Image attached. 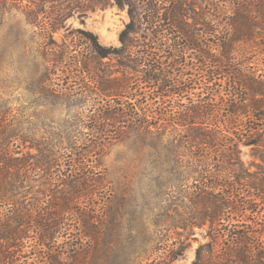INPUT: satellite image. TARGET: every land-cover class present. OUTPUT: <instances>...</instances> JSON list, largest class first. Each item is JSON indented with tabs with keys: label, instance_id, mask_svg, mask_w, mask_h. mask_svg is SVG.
<instances>
[{
	"label": "rangeland",
	"instance_id": "1",
	"mask_svg": "<svg viewBox=\"0 0 264 264\" xmlns=\"http://www.w3.org/2000/svg\"><path fill=\"white\" fill-rule=\"evenodd\" d=\"M113 1L0 0V142L14 136L8 140L10 150L20 149L31 156L37 153V143L49 144L64 166L58 173L55 170V175L66 171L70 163L69 171L75 173L80 166L93 181L84 187L85 194L73 205V213L66 215L53 245H39L32 230V238L24 246L17 242L8 250L12 258L7 264H56L66 258L67 246H75L85 229L93 237L91 246L82 247L85 251L81 254L90 255L86 264H194L197 249L210 242L208 223L199 224L203 221L199 200L191 196L201 168L194 164V150L185 146L188 134L181 128L174 131L168 124L162 125L161 134L133 124L129 127V122H110V111L119 103L124 109H130L128 103L150 105L148 98L137 97L135 89L130 91L135 85H144L133 84L128 75L125 77L129 81L122 87L129 96L104 98L83 70L82 58L90 56V36L85 33H90L105 49L96 67L105 71L103 76H109L108 80L121 77L113 51L120 47L119 34L129 17L127 6L120 9ZM227 7L229 4L220 3L216 16H211L220 28L227 22ZM256 43L259 46L247 48L241 56L246 66L264 74V45L262 41ZM191 55L188 66L194 67L188 73L193 76L200 67ZM202 85L196 93L208 91ZM125 97L129 98L126 103ZM221 97H226L223 89L216 102ZM232 149L237 175L243 182L237 188L245 192L237 194L233 207L243 209V213L248 209L244 215L251 221L245 224L254 232L251 241L264 244V203L256 198L257 191L245 187L249 182L252 186L264 180V151L241 141ZM205 156L214 157L209 153ZM99 180L102 185L97 184ZM45 182L44 177L28 182L32 193L26 197L25 190L23 193L17 188L15 196L0 200V220L8 211L29 210L34 191L43 189ZM228 219L233 234L242 231L241 215L230 214ZM61 251H66L63 256ZM63 263L69 264L65 260Z\"/></svg>",
	"mask_w": 264,
	"mask_h": 264
},
{
	"label": "trees",
	"instance_id": "2",
	"mask_svg": "<svg viewBox=\"0 0 264 264\" xmlns=\"http://www.w3.org/2000/svg\"><path fill=\"white\" fill-rule=\"evenodd\" d=\"M220 3L229 4L228 19L221 28L211 18L220 10ZM113 4L120 9L127 6L129 17L119 34L120 47L113 51L118 58L117 67L122 70L121 77L108 80L109 76H103L105 71L96 67L97 60L104 58L105 49L90 33H85L90 36L87 43L90 56L86 60L82 58L83 70L104 98L129 96L123 91L122 83H127L129 79L125 76L131 75L133 84L144 86L135 85L130 91L135 89L137 97L148 98L150 105L145 102V107H137L128 103L130 109H124L119 103L107 120L118 125L129 122V127L133 124L161 134L162 125L168 124L174 131L181 128L188 134L185 146L194 150V164L201 168L191 196L199 200L203 220L200 226L208 223L210 228V242L197 249L194 264H264V244L251 241L254 232L245 224L251 222L244 215L248 209L243 213V209L233 207L237 194L245 192L237 188L243 182L237 175L238 163L232 149L241 141L245 146L264 151V74H257L258 69L246 66L241 56V52L247 53V48L259 46L256 41L264 45V0H114ZM189 54L194 55L191 59L200 67L193 76L188 73L194 67L188 66ZM201 84L208 91L196 93ZM222 89L226 97L216 102L215 97L220 96ZM125 98L126 103L129 98ZM183 100L187 102L182 103ZM220 116L225 119L220 120ZM211 118L214 121L210 122ZM231 135L236 136L234 144ZM13 137L0 142V200L15 196L17 188L25 190L23 197H26L32 193L28 182L42 177L46 182L43 189L34 191L29 210L8 211L0 220V264H7L12 258L8 250L17 246V242L22 247L32 238L29 236L32 230L39 245H53L66 215L73 213V205L85 194L84 187L93 182L80 166L75 173L69 171L70 163L66 171L55 175L54 171L58 173L64 166L49 144L37 143V153L33 156L23 154L19 147L16 152L11 151L8 140ZM208 153L214 157L205 156ZM251 183L245 187L257 191L256 198L264 203V180L252 186ZM97 184L102 185V180ZM249 196L253 197V193ZM234 213L242 218L239 226L242 231L236 235L228 227V216ZM83 238L88 242L83 243ZM79 239L78 246H67L66 263L86 264L90 258L81 253L86 244L87 248L92 245V235L85 229ZM79 241L82 242L79 244ZM66 251H61V256ZM64 260L58 259L55 263L65 264Z\"/></svg>",
	"mask_w": 264,
	"mask_h": 264
}]
</instances>
